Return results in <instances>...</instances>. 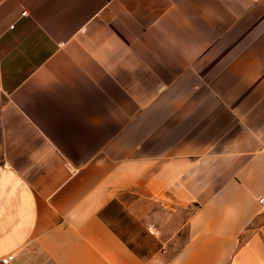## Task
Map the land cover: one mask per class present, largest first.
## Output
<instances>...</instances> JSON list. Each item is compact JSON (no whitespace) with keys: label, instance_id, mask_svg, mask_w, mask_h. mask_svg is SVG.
<instances>
[{"label":"crops","instance_id":"0c3cea01","mask_svg":"<svg viewBox=\"0 0 264 264\" xmlns=\"http://www.w3.org/2000/svg\"><path fill=\"white\" fill-rule=\"evenodd\" d=\"M260 198L264 0H0V264H264Z\"/></svg>","mask_w":264,"mask_h":264},{"label":"built area","instance_id":"2783aa9c","mask_svg":"<svg viewBox=\"0 0 264 264\" xmlns=\"http://www.w3.org/2000/svg\"><path fill=\"white\" fill-rule=\"evenodd\" d=\"M259 202H260L261 204H263V203H264V198H260V199H259ZM147 228L150 229V226H148ZM12 257H13L12 254H8V255H6L5 257H3V258L1 259V262L4 263V264H7V263H9V261L12 259Z\"/></svg>","mask_w":264,"mask_h":264}]
</instances>
